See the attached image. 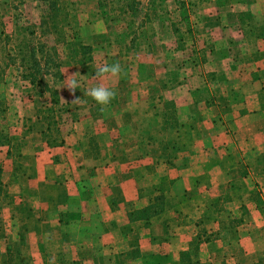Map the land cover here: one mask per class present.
Masks as SVG:
<instances>
[{"label":"crops","instance_id":"obj_1","mask_svg":"<svg viewBox=\"0 0 264 264\" xmlns=\"http://www.w3.org/2000/svg\"><path fill=\"white\" fill-rule=\"evenodd\" d=\"M137 2L132 56L93 50L56 107L61 145L42 138L46 95L3 120L0 221L24 225L27 258L0 243V264H264V0ZM88 11L95 48L106 25ZM105 62L122 72L94 80ZM97 83L116 91L103 111ZM158 196L160 214L129 217Z\"/></svg>","mask_w":264,"mask_h":264},{"label":"rangeland","instance_id":"obj_2","mask_svg":"<svg viewBox=\"0 0 264 264\" xmlns=\"http://www.w3.org/2000/svg\"><path fill=\"white\" fill-rule=\"evenodd\" d=\"M58 1V4H62L63 2L66 4L65 10L68 15H74L76 13L77 16L79 15L80 10H82L81 13H87L89 12V9L91 11L93 8L98 10V14H100L105 20L106 27L105 30H103L104 34H101L103 38L97 44V47L93 48L94 51L106 50L109 54V51H112L110 48L113 47L115 51L117 49L119 50L121 57H126L128 55L132 56L131 50L134 48V44H137L135 39L138 34L141 35L144 33H142L144 29L138 30L139 32L136 31V29H141L140 27L144 24L145 20L140 17V19L133 21L129 18L127 12L129 11V4H131L132 1H134V7H136L139 12L143 11L145 8L143 3L137 2V0ZM68 3H71L73 6H67ZM136 3H139L140 5ZM65 15L66 13L60 12L58 22H61V26L65 24ZM0 17L5 33L11 37L10 45H14L25 37L33 44H43L44 51L42 55L39 54V57H41L42 60L47 59L48 61H53V67H59L61 81L56 80L55 83L57 89L61 92L60 101H63L64 105L69 98L71 100V96L74 93L70 90L66 92L68 88L64 87V82L62 80L66 79V74L71 75L73 73H79L81 66L71 63L66 47L57 43V36L53 32L52 25L55 21H53V12L48 9V0H0ZM67 20L69 21V17H67ZM81 22H83V18ZM71 23L73 25L72 20ZM126 26H128L127 29H125ZM26 27L29 28L28 31L23 30ZM74 28L77 29L76 27ZM122 29L125 30L121 31ZM29 31H32L34 35L30 34ZM149 31L150 29L147 28L145 31L146 34H149ZM67 34H70V32L67 31ZM53 72H55V70ZM47 79L50 81L54 80L52 77H47ZM61 82L63 83L61 84ZM61 89L63 91H61ZM31 95L32 92L30 88L26 83H22L17 77L14 68H7L5 76L0 82V129L2 126H5L6 122L3 120L7 117H9L7 118L8 121L12 122L11 117H13L12 115L14 112L13 105L15 104V106L19 107L23 102H25L26 105L31 104L32 102H29ZM45 99L44 102L48 100L47 94ZM38 103L40 104V102ZM9 108L13 109H11L12 111L10 110L7 112V109ZM10 221L8 220L7 223H3L2 220L0 221V243L2 248L8 252L7 259L13 261V252L18 249L25 256L23 258V256L20 255L21 260L25 261L27 258V250L25 248L27 247L23 244V240L15 236V233L18 236V234L24 231V225L21 223H11ZM8 262L9 261L7 260V264ZM3 263H6V261H3Z\"/></svg>","mask_w":264,"mask_h":264},{"label":"trees","instance_id":"obj_3","mask_svg":"<svg viewBox=\"0 0 264 264\" xmlns=\"http://www.w3.org/2000/svg\"><path fill=\"white\" fill-rule=\"evenodd\" d=\"M58 2V0H48V9L53 12V21H55L52 25L53 32L57 36V43L66 47L71 63L83 66L92 61L93 48L82 41L79 30L74 28L76 26L78 27L76 13L74 15H68L65 10L66 4L64 2L58 4ZM133 2L134 1L129 4L128 12L133 17H136L139 11L134 7ZM67 6L73 5L68 3ZM60 12L66 13L64 17L65 24L63 26L60 25L61 22H58ZM67 17H69V21L67 20ZM70 17L75 26L72 25ZM23 30L28 31L29 28L26 27ZM67 31H69L70 34H67ZM29 33L34 35L32 31H29ZM10 41L11 37L5 33L0 17V82L5 76L6 69L13 67L17 73V77L22 82L28 84L33 96L43 97L46 94L48 95L47 104L39 108L35 114L45 125V130L42 132V138L47 146L61 145L62 140L60 139V131L55 114L56 107L61 105V94L55 83L56 80L61 81L59 67H53V61H48L47 59L42 60V58L39 57V54L42 55L44 51L42 43L33 44L26 37L14 45H10ZM54 70L55 72H53ZM47 77H52L55 81H50ZM10 141H14V139H10L9 142ZM1 190L0 186V194ZM162 210L163 198L158 196L155 197L153 203L146 208L129 213V217L135 219H147L160 214Z\"/></svg>","mask_w":264,"mask_h":264},{"label":"clouds","instance_id":"obj_4","mask_svg":"<svg viewBox=\"0 0 264 264\" xmlns=\"http://www.w3.org/2000/svg\"><path fill=\"white\" fill-rule=\"evenodd\" d=\"M122 72V67L119 62L108 64L107 62L101 64L95 71L93 79L96 81H102L108 77H118ZM66 74V73H65ZM64 87H67L73 93L80 87V81L78 79V73L71 75L66 74L64 80ZM86 95L101 106V111L115 99L116 91L110 87L105 86L103 83H97L87 89ZM81 99L77 98L74 103H79Z\"/></svg>","mask_w":264,"mask_h":264}]
</instances>
